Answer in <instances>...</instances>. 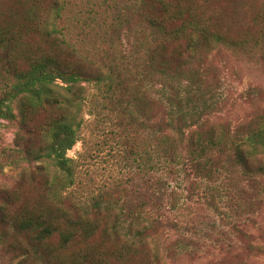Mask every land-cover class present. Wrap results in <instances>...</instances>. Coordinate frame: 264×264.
Returning <instances> with one entry per match:
<instances>
[{
  "label": "trees",
  "instance_id": "obj_1",
  "mask_svg": "<svg viewBox=\"0 0 264 264\" xmlns=\"http://www.w3.org/2000/svg\"><path fill=\"white\" fill-rule=\"evenodd\" d=\"M78 6L8 0L0 17V118L15 119L17 101L19 126L38 129L41 138L27 152L65 174L44 165L36 198L0 189V253L7 264H166L152 239L158 218L145 211L147 200L138 214L124 212L108 190L87 202L61 193L72 184L66 151L78 138L76 111L87 100L89 113L102 116L112 103L127 116L147 135L135 152L143 170L168 166L170 173L213 179L226 169L258 185L264 105L234 129L211 122L218 99L210 81L219 78L213 57L221 51L264 65V0H84ZM90 21L102 46L86 41ZM84 82L101 94H87ZM126 214L139 227L132 230L131 221L124 230Z\"/></svg>",
  "mask_w": 264,
  "mask_h": 264
},
{
  "label": "rangeland",
  "instance_id": "obj_2",
  "mask_svg": "<svg viewBox=\"0 0 264 264\" xmlns=\"http://www.w3.org/2000/svg\"><path fill=\"white\" fill-rule=\"evenodd\" d=\"M81 1L84 0L67 3L78 9ZM7 6L8 0H0V17ZM94 17L96 21L99 16ZM96 26L90 21L83 27L84 33L93 32L86 38L91 47L103 45L94 37V32H99ZM99 36L102 37L100 33ZM213 59L221 69L218 80L210 81L216 85L215 100L218 99L210 121L222 120L234 129L258 105H264V65L260 60L229 51L214 54ZM83 85L87 94H101L102 89L95 83ZM111 106L112 103H107L105 114L97 116L89 113L86 100L81 111H76L78 138L66 151V156L72 159V184L61 193H71L87 202L100 191L108 190L112 199L119 200L124 212L129 209L138 214L144 209L150 212L158 218V225L151 230L152 239L157 241L166 264H264V175H256L260 182L254 185L238 174L226 173V169L213 179L187 176L182 171L170 173L168 166L143 170L135 152L146 145L147 135L131 127L127 116H120ZM13 111L17 117L12 121L0 118V189L19 188L22 196L36 198L44 179V165L52 172L57 169L51 161L34 159L27 152L26 145L40 144V133L38 129L31 131L19 126L17 101L13 102ZM33 124L38 126L39 118ZM223 160L220 157L217 163ZM146 200L148 204L143 209L140 205ZM124 219V230H128L131 221L132 230L139 227V221L127 214ZM8 261L0 253V264Z\"/></svg>",
  "mask_w": 264,
  "mask_h": 264
}]
</instances>
